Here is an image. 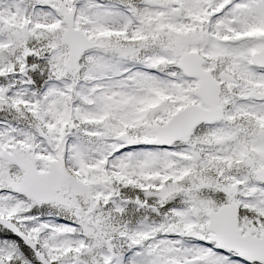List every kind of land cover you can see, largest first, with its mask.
Masks as SVG:
<instances>
[{
    "label": "snow or ice",
    "instance_id": "6c2138e0",
    "mask_svg": "<svg viewBox=\"0 0 264 264\" xmlns=\"http://www.w3.org/2000/svg\"><path fill=\"white\" fill-rule=\"evenodd\" d=\"M0 264H264V0H0Z\"/></svg>",
    "mask_w": 264,
    "mask_h": 264
}]
</instances>
